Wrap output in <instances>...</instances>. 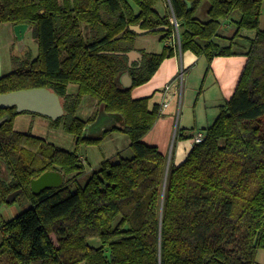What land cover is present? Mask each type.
Here are the masks:
<instances>
[{
	"label": "trees",
	"instance_id": "1",
	"mask_svg": "<svg viewBox=\"0 0 264 264\" xmlns=\"http://www.w3.org/2000/svg\"><path fill=\"white\" fill-rule=\"evenodd\" d=\"M186 1L189 6L169 0L179 23L178 46L166 0H0V24L28 25L38 46L34 58H12L21 65L0 78V94L28 88L56 93L64 114L45 118L75 141L68 151L17 132L14 117L29 112L0 109V163L6 171L0 207L9 205L5 199L16 190L22 192L14 202L28 203L0 225V264H254L264 249V0H206L205 22L195 16L203 0ZM233 13L238 19L231 41L242 30L256 32L245 66L202 140L193 142L180 164L167 167L166 156L142 141L158 105L149 109L148 97L133 99L117 84L126 69L123 53L138 36L130 27L139 25L164 43L160 53L143 54L141 65L130 70L136 87L174 48L208 62L234 55L231 42H214ZM69 84L76 93L67 92ZM84 96L113 115L116 125L99 134L100 109L80 119L76 111ZM112 133L128 137L132 156L104 158L88 174L78 148L99 146ZM46 171L60 172L63 184L32 194L30 180ZM85 174V183L78 184Z\"/></svg>",
	"mask_w": 264,
	"mask_h": 264
},
{
	"label": "crops",
	"instance_id": "2",
	"mask_svg": "<svg viewBox=\"0 0 264 264\" xmlns=\"http://www.w3.org/2000/svg\"><path fill=\"white\" fill-rule=\"evenodd\" d=\"M208 5V2L203 0L195 11V16L203 22L208 20ZM263 8L264 2L262 3L261 15L259 18L261 30H264ZM237 19V13H233L230 17L223 20L218 37L214 39V42L219 46H228L231 42L234 55L214 57L208 62L205 56H196L190 51L179 52L178 48H174V55L163 59L152 77L146 83L136 87H133V78L130 70L138 68L141 65L143 54L160 53L164 47V43L162 42L161 44L159 42V36L157 35L154 36L136 32L138 36L134 37L132 48L126 53H123L127 57L126 69L120 71L117 76L118 86L121 89H129L133 99L148 97L149 109L154 105H158L159 107L158 117L152 128L142 138V141L145 144L156 146L160 152L166 156L169 138L173 130H179L178 143L175 146V152L170 161L174 162V165H178L184 160L189 149L193 145L192 139L195 134L197 132H203L204 129L213 123L217 116L218 108L227 101L230 94L234 91L245 66V53L249 47L248 41L254 39L256 32L242 30L240 38L238 37L231 41L235 32V23ZM4 27L12 29V26L9 25H4ZM153 43H156V45ZM12 45L13 44L9 45V61H12L13 58L11 55ZM2 52L0 47V78L6 75L4 73V65H8L3 62L4 58ZM197 72L200 74V80L195 81L200 82L199 91H201L202 88L203 93L202 95L199 94V97L195 99H193L192 93L188 95L185 106L182 104L177 123L179 126L177 125L175 130L173 127L175 128L177 118L179 88H181L184 83L185 75L189 79L188 83H191L197 76ZM196 86L197 85L192 87L193 92H195L194 89ZM70 87L74 88L71 93L68 92ZM76 90V85H67L68 93L74 94ZM85 97L88 96L82 98L76 114L81 110V105ZM90 98L91 99L82 109L85 116L83 120L89 119L92 116V112L95 113V111L100 109L94 107L95 100L92 97ZM165 102H167L168 105L163 109L162 104ZM87 104H90L89 107H87ZM115 122L113 115L106 114L100 109L95 128L99 129L100 134L102 130L110 128L114 124L116 125ZM105 141H109V143L112 144L110 147L108 146V153L104 158L113 157L119 152L124 154L130 151L128 148V137L124 134L112 133L103 140V142ZM254 264H264V249H260L256 252Z\"/></svg>",
	"mask_w": 264,
	"mask_h": 264
},
{
	"label": "rangeland",
	"instance_id": "3",
	"mask_svg": "<svg viewBox=\"0 0 264 264\" xmlns=\"http://www.w3.org/2000/svg\"><path fill=\"white\" fill-rule=\"evenodd\" d=\"M130 1V0H128ZM163 5V4H162ZM162 5H159L157 7V10L162 13L163 12V7ZM264 14V8L262 10ZM2 25V27H1ZM0 25V47L3 55V62H5L8 65H4L5 68V74H8L10 72L17 71L20 67V62L18 64L13 61H9V48L11 44L12 49H11V55L12 57H16L18 60H23L25 57L27 58H34L37 56L38 53V46L36 43V40L33 37L32 29L29 28V30L25 34L24 38V47L22 51L19 50V46L17 44V40L15 38L14 34V25L11 23H4ZM4 25H9L12 26L11 28L4 27ZM244 31H254V30H244ZM83 33L86 34V30L83 29ZM152 35V34H149ZM156 36V35H154ZM160 42V41H159ZM161 43V42H160ZM156 45V43H153ZM162 44V43H161ZM8 59V60H7ZM204 60V59H203ZM185 62V61H184ZM187 67V66H184ZM188 74V73H187ZM194 81L189 82L188 77L185 75V80L184 83L182 84L181 88H179L178 91V103H177V118H176V123H175V128L173 129L176 130L177 128V123H178V117L180 114V110L182 108V104L186 103V99L189 94L192 93L193 99L199 97V94L202 95V88L200 90V82H196L200 80V74L197 72V76L193 79ZM196 80V81H195ZM194 89L195 92L192 91V87H195ZM74 88L70 87L68 92H72ZM209 92V91H208ZM76 93V92H75ZM233 93V92H232ZM232 93L230 94L229 98L231 97ZM228 98V99H229ZM91 98L85 97L84 101L81 105V110L76 114L80 119H85L84 113L82 111L84 105L90 100ZM227 99V100H228ZM94 107L98 108L96 101H94ZM90 105V104H89ZM87 104V107H89ZM82 112V114H81ZM94 113L92 112L91 115ZM185 117V116H184ZM51 122L48 118H45L40 115H35V114H30V113H22L14 117V130L17 132H23V133H30L33 136L39 137L41 139H44L46 142L51 143L54 146H57L58 148H63L68 151H73L75 149V141L72 135L65 133L61 129H53L51 127ZM179 126V125H178ZM179 129V128H178ZM179 131V130H178ZM178 131L172 132L169 141H168V146H167V152H166V158H167V167H172L174 165V162L171 161V157L175 152V146L178 143ZM198 133V132H197ZM127 140V139H126ZM112 143H109V141L103 142L99 146H81L78 148L77 153L80 158H83L85 160V169L87 173L89 174L91 170L97 169L99 167V162H101L105 156H107V148L108 146L110 147ZM122 157H130L132 156V152L127 151L124 154H121ZM109 159H113V157H109ZM2 167V168H1ZM0 170H1V177H6V171L4 165H0ZM85 174L83 177H81L77 183L80 185H83L86 181L87 175ZM28 207V203L25 199L20 198L16 200L14 203L9 204V205H3L0 207V225L3 221H8L9 219L13 218L14 216L18 215L20 212H22L25 208ZM3 235L0 231V241L2 240ZM51 238L54 240V236L51 235ZM91 246L97 247L99 246V241L98 240H90L88 241ZM263 250V249H262Z\"/></svg>",
	"mask_w": 264,
	"mask_h": 264
},
{
	"label": "water",
	"instance_id": "4",
	"mask_svg": "<svg viewBox=\"0 0 264 264\" xmlns=\"http://www.w3.org/2000/svg\"><path fill=\"white\" fill-rule=\"evenodd\" d=\"M187 5L189 3L184 0ZM138 33H147L149 30H142L140 26L130 27ZM29 29L26 24H18L14 27L19 50L24 46V35ZM15 108L17 112H29L43 117L56 120L64 114L59 96L47 88H28L0 94V109ZM64 182L63 175L58 171H46L35 179L30 180V191L32 194H39L47 189L60 187ZM22 190L10 193L5 202L10 204L21 194Z\"/></svg>",
	"mask_w": 264,
	"mask_h": 264
},
{
	"label": "built area",
	"instance_id": "5",
	"mask_svg": "<svg viewBox=\"0 0 264 264\" xmlns=\"http://www.w3.org/2000/svg\"><path fill=\"white\" fill-rule=\"evenodd\" d=\"M166 1L168 3V7H169V10H170V14H171L170 15L171 16V23H172V25L174 27V30H175V35L174 36L176 38V44L179 46V33H178L179 23H178V21L176 20V18L173 15L172 9H171L170 4H169V0H166ZM167 105H168L167 102L163 103L162 104L163 109L166 108ZM203 134H204L203 132L196 133L195 136L193 137L192 141L194 143L200 142L202 140V138H203Z\"/></svg>",
	"mask_w": 264,
	"mask_h": 264
},
{
	"label": "flooded vegetation",
	"instance_id": "6",
	"mask_svg": "<svg viewBox=\"0 0 264 264\" xmlns=\"http://www.w3.org/2000/svg\"><path fill=\"white\" fill-rule=\"evenodd\" d=\"M2 168V167H1ZM0 172H1V170H0ZM0 175H1V173H0Z\"/></svg>",
	"mask_w": 264,
	"mask_h": 264
}]
</instances>
